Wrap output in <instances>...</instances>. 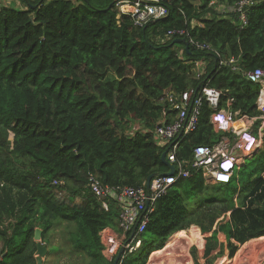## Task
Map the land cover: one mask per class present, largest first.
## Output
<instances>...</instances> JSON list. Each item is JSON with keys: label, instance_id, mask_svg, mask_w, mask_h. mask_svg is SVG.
Masks as SVG:
<instances>
[{"label": "trees", "instance_id": "trees-1", "mask_svg": "<svg viewBox=\"0 0 264 264\" xmlns=\"http://www.w3.org/2000/svg\"><path fill=\"white\" fill-rule=\"evenodd\" d=\"M21 1L24 7L0 1V264H37L36 228L53 252L60 226L66 234L56 246L69 264H114L115 256L103 253L100 233L117 226L119 206L108 199L106 210L89 177L103 185L143 186L151 174L169 171L162 160L168 145L158 143L156 129L165 114L167 123L175 120L166 98L172 91L201 82L221 89V107L229 108L233 97L231 108L250 116L264 142L260 85L245 74L264 69V0L248 9L246 25L236 13H218L220 4L238 0H216L214 6L210 0H162L169 15L146 27H136L127 14L118 17L115 0ZM186 22L221 57L193 47L177 50L173 39L157 41ZM198 61L207 64L201 79ZM211 113L205 102L201 123L177 153L193 175L157 200L140 246L119 263L147 264L179 231L166 246L176 244L164 264H190L189 247L202 245L196 233L202 236L198 229L183 230L196 224L209 232L228 213L220 227L230 238L244 243L264 236V145L250 157L257 166L240 168L229 183L209 185L192 167L195 147L226 134L216 131ZM186 237L193 242L185 248L180 239ZM217 241L213 233L208 252Z\"/></svg>", "mask_w": 264, "mask_h": 264}, {"label": "built area", "instance_id": "built-area-1", "mask_svg": "<svg viewBox=\"0 0 264 264\" xmlns=\"http://www.w3.org/2000/svg\"><path fill=\"white\" fill-rule=\"evenodd\" d=\"M213 3L214 1L211 2V4ZM255 3H257V0H240L234 7H229L228 10L237 12L240 22L245 25L249 18L247 9ZM118 6L122 13L131 14L137 27H144L153 19L165 17L169 14V8L161 0H120ZM220 11L226 12V8H222ZM176 35L187 37L190 44L199 51H209L215 54L217 58L221 57L218 49L195 37L187 27L168 30L161 37V41H166ZM198 64H200L201 70L197 76L201 78L206 72L207 64L203 61L198 62ZM245 74L251 82L262 86L258 98V108L261 111L260 118L264 126V69L257 67ZM222 95L223 91L207 85L203 86L202 90L190 88L177 94L170 92L166 95L167 100L172 104V109L175 111V115L173 114L171 118L175 120L172 123H167L170 116L165 114L162 123L157 126L156 136L160 145H168L169 160L175 165L178 164L179 167L177 175H158L152 179L149 188L146 186L103 185L95 176L89 177L88 185L91 191L102 198V206L106 210L109 209L108 199L114 200L119 206L117 224L122 233L118 236L111 232L110 228L104 229L101 233L106 247L104 253L109 258H112L120 245L125 244L127 247L131 245L127 241V237L136 225L135 235H139L146 230L157 200L167 194L175 181L192 175V171L184 168L183 163L178 160L177 153L182 141L197 129L200 123L201 107L205 101L213 109L211 119L217 130H232L236 132L237 136L234 139L224 136L213 145L195 147L192 162V167L195 170H201L205 178L214 183L228 182L236 165H240V153H249L255 148L258 142L257 138L249 131L235 126L239 112L234 113L230 110L220 109ZM233 100L230 99L228 104H232ZM242 119L248 121L249 117L244 116ZM219 264L255 263L247 250L244 249L238 257L223 258L219 261Z\"/></svg>", "mask_w": 264, "mask_h": 264}, {"label": "crops", "instance_id": "crops-1", "mask_svg": "<svg viewBox=\"0 0 264 264\" xmlns=\"http://www.w3.org/2000/svg\"><path fill=\"white\" fill-rule=\"evenodd\" d=\"M0 1L4 5H11V4L17 5L18 3H20L21 6L24 7V4L22 3L21 0H0ZM257 151H258V149H256L253 153H255ZM253 153H252V155H253ZM246 156L247 155L242 154L241 158L243 159ZM205 181L209 185L210 184H216L210 180L205 179ZM228 220H230V213H228L227 216L226 215L220 216L218 218V220L216 221L213 229L209 232H204L202 230L201 226L196 225V224L191 225L190 226L191 228L189 227L190 229L188 228L189 229L188 231H190L192 228L198 229L202 238H203L202 245L194 244V245H191L189 247V252H188L189 253L188 254L189 260H188V262L191 261L190 264H219V261L223 258L238 257L240 255L241 251H243L244 249L247 250L248 254H250V257L253 258L255 264H264V236L255 237V238H252V239H250L244 243H241L238 240H236L234 237L230 238L228 236L227 232L221 229L220 226H222V224H225ZM183 231H187V230H183ZM111 232H113L114 234H117L116 231H114L113 229H111ZM213 233L216 234L218 241H217V244L214 247L212 246L213 248H211V250L208 252V244H209L208 240L210 237H212ZM169 241H171V240L169 239L165 243V245L162 249L156 250L151 254L150 260L147 262V264H150V262L153 259L157 260V259L162 258L166 254V251H169L171 249L176 248V244L170 245L166 248ZM252 242H260L259 243L260 246L259 247L255 246L257 244L254 243V246L252 245L249 247L248 244H250ZM159 251H161V253H160L161 255H156L154 257V254L159 252ZM162 252H164V253H162ZM47 256L44 258V263L50 264L48 261L49 258Z\"/></svg>", "mask_w": 264, "mask_h": 264}, {"label": "clouds", "instance_id": "clouds-1", "mask_svg": "<svg viewBox=\"0 0 264 264\" xmlns=\"http://www.w3.org/2000/svg\"><path fill=\"white\" fill-rule=\"evenodd\" d=\"M120 0H115L114 2H113V4L115 3V6H116V8H117V11H118V14H117V16L119 17V16H121L122 14H127V13H122L121 11H120V8H119V6H118V2H119ZM162 1V0H161ZM212 1H214V3L213 4H211V2ZM238 1H240V0H238ZM238 1H236V3L238 2ZM162 3L164 4V5H166L163 1H162ZM215 3H216V0H210V2H209V4L208 5H210V6H214L215 5ZM236 3L235 4H233V5H223V4H220L219 5V7H218V13H220V14H222V15H225L226 16V14L227 13H229V12H233V13H236L237 14V12H234V11H229L228 10V8L229 7H234L235 5H236ZM20 3H18L17 5H19ZM255 5V4H254ZM20 6H21V4H20ZM167 7H168V5H166ZM253 6V5H252ZM251 7V6H250ZM250 7H248V9L250 8ZM169 8V7H168ZM222 8H226V12H221L220 11V9H222ZM248 9H247V16H248ZM169 13H170V8H169ZM183 14H184V12H183ZM127 15H129L130 17H131V14H127ZM169 15V14H168ZM167 15V16H168ZM167 16H165V17H167ZM132 18V17H131ZM161 18H164V17H161ZM161 18H155V19H153L152 21H157V20H159V19H161ZM239 18V17H238ZM132 20H133V18H132ZM240 20V19H239ZM248 21H249V18H248ZM134 22V21H133ZM194 23H199V22H197V21H195V20H193V21H191V24L193 25ZM241 23V22H240ZM200 24V23H199ZM247 24H248V22H247ZM135 25V24H134ZM148 25V24H147ZM147 25H145L144 27H146ZM246 25V24H245ZM136 26V25H135ZM137 27V26H136ZM183 27H187L188 29H190V31L192 32V30H193V28L192 27H190L189 26V24L186 22L185 23V25L183 26ZM177 28H182V27H177ZM170 29H176V28H170ZM170 29H168V30H170ZM168 30L163 34V35H161V36H159L158 38H157V41L159 42V43H165V42H167V41H169V39H167L166 41H161V37H163L167 32H168ZM193 34V33H192ZM194 35V34H193ZM195 36V35H194ZM177 38H185L187 41H188V43L190 44V42H189V40H188V38L187 37H185V36H178V35H176V36H173L172 38H170L171 40L173 39V40H175V39H177ZM174 42V41H173ZM175 43V42H174ZM184 47H185V49H186V45L184 44ZM191 47H193L192 46V44H190V48ZM194 48V47H193ZM197 50V49H196ZM209 52V51H208ZM198 62H200L201 63V61H198ZM197 62V63H198ZM206 73V72H205ZM203 77V76H202ZM201 77V78H202ZM201 78H199V79H201ZM250 81V80H249ZM251 82V81H250ZM252 83H254V82H252ZM254 84H257V83H254ZM205 85H207L208 87H211V86H209L208 84H203L202 82L200 83V85L196 88V89H199V90H202V88H203V86H205ZM257 85H260V84H257ZM191 88H195V87H191ZM212 88H215V87H212ZM261 88H262V86L260 85V89H259V94H260V90H261ZM190 89V88H189ZM216 89H218V88H216ZM219 90H221V89H219ZM222 91V90H221ZM172 92H174V93H176L177 94V92H175V91H172ZM182 92V91H181ZM259 94H258V98H259ZM223 96V95H222ZM231 99H234L233 97H231ZM230 100V99H229ZM221 101V100H220ZM235 101V99L233 100V102ZM205 102H207V101H205ZM204 102V103H205ZM203 103V104H204ZM208 103V102H207ZM228 103V102H227ZM209 104V103H208ZM230 107L229 108H225V107H221V105H220V109H224V110H230V111H232V112H239V115H237V117H236V122H235V126L237 127V128H241V129H245V130H247V131H249L250 133H252V135H254L256 138H257V144H256V146H255V148L251 151V152H249V153H240V165L238 166V165H236V167L234 168V170H233V175H232V177H231V179H230V181H228V182H224V181H222V182H218V183H216V184H219V183H229V182H231L232 180H233V178H235V177H237L238 178V173H239V171H238V173L235 175V171H237V170H239L240 168H242L241 166H243L244 165V163H245V158L246 157H251L252 156V153L256 150V149H260L263 145H264V142H263V140H261L255 133H254V131H253V127H252V125H251V127H250V124H251V122H253V120L250 118V116L249 115H242L241 114V111H239V110H236V109H232L231 108V105L232 104H228ZM209 106H210V104H209ZM202 107H203V105H202ZM202 107H201V110H202ZM211 107V106H210ZM257 107H258V99H257ZM211 109H212V107H211ZM172 112H173V114L175 115V111L172 109ZM212 114H213V109H212V113H211V116H210V120H211V122H212V119H211V117H212ZM200 116H201V112H200ZM244 116H248L249 117V120L248 121H245L244 119H242ZM240 121H244V125H242V126H237L236 125V123L237 122H240ZM200 122V121H199ZM201 123V122H200ZM213 123V122H212ZM213 125H214V127H215V129H216V131H222V132H224V133H226V134H224L223 135V137L224 136H228V137H230L231 139H234L237 135H236V132H234V131H232V130H226V131H224V130H217V128H216V126H215V124L213 123ZM199 126V125H198ZM198 128V127H197ZM197 130V129H196ZM262 130V131H261ZM194 132V131H193ZM229 133H233V134H235V136H234V138H232L230 135H229ZM263 133H264V126L262 125L261 126V128H260V135L261 136H263ZM183 142V141H182ZM217 143V142H216ZM215 144V143H214ZM181 146V145H180ZM259 146V147H258ZM180 150V149H179ZM168 149H166V159H167V161H169L170 162V160H169V157H168ZM178 153H179V151H178ZM242 154H245V155H247L246 157H244L243 159L241 158V155ZM254 154V153H253ZM178 163V162H177ZM173 164V163H172ZM174 166H175V172H174V175H177V173H178V164H174ZM176 166H177V170H176ZM170 170V169H169ZM197 171H199V170H197ZM201 171V170H200ZM169 172V171H168ZM167 173V172H166ZM159 175H168V174H165V173H163V174H159ZM193 175V174H192ZM204 175V174H203ZM158 176V175H157ZM191 176V175H190ZM154 177H156V176H154ZM153 177V178H154ZM205 177V176H204ZM152 178V179H153ZM182 178H185V177H182ZM180 179V178H179ZM206 180H207V178H205ZM152 181V180H151ZM177 181V180H176ZM175 181V182H176ZM213 182V181H212ZM150 184H151V182H150ZM143 186H146L147 188H149L148 186H147V182L145 183V185H143ZM107 228H110V229H113L114 231H116V233H117V235L118 236H120V234L122 233V231L121 230H117V229H115V228H111V227H107ZM107 228H105V229H107ZM134 228H136L137 229V225L134 227ZM133 228V229H134ZM104 230V229H103ZM102 230V231H103ZM184 230H186V229H184ZM102 231H101V233H102ZM133 231V230H132ZM180 231H182V230H180ZM145 232V231H144ZM179 231H177V232H175L174 234H172L171 236H174L176 233H178ZM100 233V234H101ZM132 233V232H131ZM131 233L128 235V237H127V241L129 242V243H131V245L129 246V247H127L125 244H123V245H120L119 246V248H118V250H117V252L112 256V258L115 256L116 257V254L118 253V251H119V249L122 247V246H124L125 247V250H124V253L125 252H132L133 250H135V249H137L139 246H140V244H141V240L138 238L139 237V235H134L133 237H132V239L131 240H129V237H130V235H131ZM43 234V233H42ZM135 234H136V231H135ZM142 234V233H141ZM35 236V235H34ZM171 236L168 238V240L171 238ZM101 238H102V234H101ZM138 238V239H137ZM167 240V241H168ZM131 241V242H130ZM166 241V242H167ZM139 242V243H138ZM42 243H44L43 242V238H42ZM102 243H103V241H102ZM44 244H46V243H44ZM104 244V243H103ZM47 245V244H46ZM48 246V245H47ZM37 247H38V243H37ZM132 247V248H131ZM48 248H49V252H48V258L50 259V257L52 256V254H54V252H51V247H49L48 246ZM105 244H104V248H103V253H104V250H105ZM38 249V248H37ZM162 249V248H161ZM158 250H160V249H158ZM156 251V250H155ZM154 252V251H153ZM152 252V253H153ZM37 253V252H36ZM123 253V254H124ZM151 253V254H152ZM122 254V255H123ZM104 255H105V253H104ZM122 255H121V257H122ZM107 258H109L107 255H105ZM151 256V255H150ZM112 258H109V259H112ZM37 259V258H36ZM149 260H150V258H149ZM45 264V263H44ZM119 264H121V263H119Z\"/></svg>", "mask_w": 264, "mask_h": 264}, {"label": "rangeland", "instance_id": "rangeland-1", "mask_svg": "<svg viewBox=\"0 0 264 264\" xmlns=\"http://www.w3.org/2000/svg\"><path fill=\"white\" fill-rule=\"evenodd\" d=\"M169 40H171V39H169ZM176 49L178 50V49H182V48H184V43H181V42H176ZM251 125H252V123L250 124V127H251ZM257 166V162L256 161H253L250 157H246L245 158V163H244V165L243 166H241L242 168H243V172H250L251 170H253L255 167ZM238 173V170L237 171H235V175ZM242 177V179H241V182H242V184L245 182V178H246V176L245 175H243V176H241ZM217 185H219V184H217ZM209 192H210V194H214V193H212L213 192V190H208ZM208 193V192H207ZM227 198H231L232 197V193L231 192H228V193H226V195H225ZM117 230H120L119 229V226H118V224H117V226L115 227ZM191 228V227H190ZM189 228V229H190ZM189 229H186L187 231L189 230ZM193 229V228H192ZM63 233L64 234H66V227H64V226H60L59 227V229H56L55 230V232L53 233V238H52V241H53V243H54V247H55V250L53 251L54 252V254H52V256L50 257V259L48 260L49 261V263L50 264H69L68 262V260L65 258V255L62 253V252H60L59 253V251H58V247L56 246L57 244H61V242H62V237H64V235H63ZM196 236L198 237V239L200 240V241H203V238L202 237H200V235H198L197 233H196ZM172 237L173 236H171V238H170V240H172ZM192 242H193V239H190ZM190 240L188 239L187 240V242L188 243H191L190 242ZM263 240V239H262ZM254 243H256L257 245H255V246H260V242H252V243H250V244H248V246L250 247V246H254ZM259 244V245H258ZM257 247V248H258ZM246 251V250H245ZM160 252V251H159ZM158 255H161L160 253H158ZM253 259V258H252Z\"/></svg>", "mask_w": 264, "mask_h": 264}, {"label": "water", "instance_id": "water-1", "mask_svg": "<svg viewBox=\"0 0 264 264\" xmlns=\"http://www.w3.org/2000/svg\"><path fill=\"white\" fill-rule=\"evenodd\" d=\"M113 5V3L111 4ZM174 42H181V43H184L186 45V50H189L190 49V44L188 43V41L185 39V38H177L174 40ZM162 160L164 162H166L168 164V166L170 167L169 169V172L165 173V174H168V175H174V172H175V166L174 164H172L171 162L167 161L166 159V151L163 152L162 154ZM159 175V173H153L151 174L149 177H148V180H147V186L149 187L150 186V182L152 180V178L154 176H157ZM135 231H136V228L133 229L130 237H129V240L132 239V237L135 235ZM42 229L40 228H36L35 230V236H34V239L37 241L38 243V249H37V253H36V258H37V264H44V258L46 257V255L48 254L49 252V248L46 244L42 243ZM124 250H125V247L122 246L118 253L116 254V257L114 259V264H119V261H120V258H121V255L124 253Z\"/></svg>", "mask_w": 264, "mask_h": 264}, {"label": "bare ground", "instance_id": "bare-ground-1", "mask_svg": "<svg viewBox=\"0 0 264 264\" xmlns=\"http://www.w3.org/2000/svg\"><path fill=\"white\" fill-rule=\"evenodd\" d=\"M236 125L237 126H242V125H244V121H240V122H237L236 123ZM187 240H188V237H186V238H183V240H182V238L180 239V244H182L185 248H186V246L188 245V244H190V243H188L187 242ZM190 240V239H189ZM190 242H192L191 240H190ZM165 252V251H164ZM164 252H162V253H164ZM158 253H161V251L160 252H157V253H155L154 254V257L156 256V255H158ZM166 262V259H165V256H163L162 258H160V259H153L151 262H150V264H164Z\"/></svg>", "mask_w": 264, "mask_h": 264}]
</instances>
